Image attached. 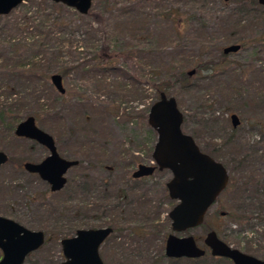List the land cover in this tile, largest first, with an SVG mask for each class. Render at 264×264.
I'll list each match as a JSON object with an SVG mask.
<instances>
[{
    "label": "rangeland",
    "instance_id": "obj_1",
    "mask_svg": "<svg viewBox=\"0 0 264 264\" xmlns=\"http://www.w3.org/2000/svg\"><path fill=\"white\" fill-rule=\"evenodd\" d=\"M37 3L22 2L10 19ZM92 8L117 29L98 66L89 60L108 45L101 33L87 37L74 30L34 41L39 55L56 49L62 64L73 66L62 79L63 94L49 79L38 82L43 110L31 105L35 124L53 137L59 155L79 162L65 173L64 189L51 194L19 166L40 161L48 153L44 147L0 130V150L8 157L0 166V215L45 234L23 264H57L63 259L61 238L78 228L107 225L113 232L98 249L103 264H192L163 254L165 236L172 232L167 213L176 203L164 186L169 171L130 177L137 164H154L156 135L146 114L157 99L151 84L165 80L170 83L165 95L182 113L181 130L228 173L226 188L202 224L180 235L193 236L203 247L205 233L214 230L227 245L264 260V11L238 13L235 0H94ZM233 43L240 48L221 59L222 48ZM206 61L213 69L195 74L196 64ZM88 62L93 65L86 67ZM104 65L124 76L101 73ZM180 70H193L184 84ZM230 114L237 117L235 127ZM85 178L102 184L107 199H100L99 189L71 190Z\"/></svg>",
    "mask_w": 264,
    "mask_h": 264
},
{
    "label": "water",
    "instance_id": "obj_2",
    "mask_svg": "<svg viewBox=\"0 0 264 264\" xmlns=\"http://www.w3.org/2000/svg\"><path fill=\"white\" fill-rule=\"evenodd\" d=\"M24 1L27 0H0V16L8 14ZM50 1L73 8L84 15L92 0ZM256 1L264 7V0ZM237 49L238 44H230L222 48V53L228 54ZM192 72L193 70L188 71L187 75ZM49 80L59 94L64 93L58 74L50 75ZM229 119L231 126L235 127L238 123L236 115L230 114ZM146 122L156 135L151 151L154 164L139 163L130 176L133 179L149 176L155 169H165L170 173L165 189L168 198L176 203L167 213L172 232L164 239V256L171 259H192L201 257L208 251L210 256L228 259L231 264H264L261 259L227 245L214 230L205 233L203 247L197 245L193 236L180 235L202 224L208 208L226 186L227 170L220 162L202 152L193 138L181 130L182 113L173 97L160 92L148 107ZM13 134L29 139L47 150V155L40 161L23 162L22 168L27 173L37 175L48 185L51 192L59 191L65 183L66 171L75 166L77 160L61 157L53 137L40 129L32 116L17 122ZM6 160V153L0 150V166ZM110 232V227L76 229L72 236L59 240L63 259L57 264H103L98 249ZM43 242L42 231L31 230L0 215V264H23L25 257L38 249Z\"/></svg>",
    "mask_w": 264,
    "mask_h": 264
},
{
    "label": "trees",
    "instance_id": "obj_3",
    "mask_svg": "<svg viewBox=\"0 0 264 264\" xmlns=\"http://www.w3.org/2000/svg\"><path fill=\"white\" fill-rule=\"evenodd\" d=\"M28 1L31 2L33 0H27V2ZM36 1L38 2V7L23 11L18 19H10L11 12L0 16V130L8 134L13 133L16 123L27 116H32L35 121L37 118V113L34 111V107L31 106L32 104L37 106L39 104V109L43 110L44 105L39 103L42 99L40 97L41 95H39L40 86L37 85L38 82L47 81L52 74H58L62 81V79L67 77L68 73L73 68V66L62 64L61 56L58 54L56 49H53L52 51L51 48H48V51H42V55H39L37 51H34V49L38 47L34 41L38 40L39 38H41V40L44 38L50 39L55 35L61 36L67 32L72 33L74 30L87 37L101 33L108 45H102V47L99 48V55L97 54V50L93 51L89 60L94 61L93 64L98 66L101 64L98 63L99 56H107L106 51H108L109 48L107 46H109L110 40H114L116 37L114 35H117L115 34L117 29L114 30L113 23H111L109 26V23L103 19L102 13L93 10L92 3L94 0L91 1L90 8L84 15H81L75 11L73 12L68 7L59 3L51 2L49 0ZM103 1L105 2L107 0ZM235 2L239 8L238 13L241 12L243 14H247V12L252 11L259 12V14H261L264 11V7L259 5L256 0H235ZM43 6L45 8H43ZM106 11H109V9H106ZM93 24H96L97 27H95ZM123 31L125 32V30ZM27 34L32 36H26ZM233 44H238L240 48V43ZM226 55L227 54H223L221 50V59H225ZM114 56L115 54L113 57ZM93 64L88 62L86 67H90ZM213 65L214 63L210 61L198 63L195 66V74L201 70H211L213 69ZM133 67L134 65L130 63L131 70ZM100 70L101 73L111 72L121 75L118 68L109 65L101 66ZM186 71L188 70H180L178 74L179 82L185 83L187 79L191 77L187 75ZM33 82L37 83L34 84ZM151 85L154 90V94L156 97H158L160 92H166V89L170 86V83L165 80L159 83H152ZM33 113H36V117L33 115ZM149 130L154 132L151 128H149ZM206 154L213 158L212 154ZM7 161L8 157L6 162ZM78 163L79 162L77 160V164L75 166H77ZM19 166L22 168V163L19 164ZM65 186L66 183L59 191L51 192L49 189L48 191L51 194H59ZM74 188L76 191L78 190V192L81 193L89 191L92 192L94 189H99L98 193H100V199H107L105 193L103 192L104 190H102V184H94V182H89V180L86 178L81 179L80 181H75L71 190L73 191ZM233 217L241 221L246 219V217L243 215H235ZM103 227H110L111 233L113 232V227L110 225ZM207 253L208 251H205L204 255L198 258H170V260H173L174 262L184 260L191 262L192 264L198 261L211 260L221 262L226 261L227 263L231 264V262L227 259L212 257L209 255V253L208 255L210 257H207ZM261 260L264 261L263 259Z\"/></svg>",
    "mask_w": 264,
    "mask_h": 264
},
{
    "label": "flooded vegetation",
    "instance_id": "obj_4",
    "mask_svg": "<svg viewBox=\"0 0 264 264\" xmlns=\"http://www.w3.org/2000/svg\"><path fill=\"white\" fill-rule=\"evenodd\" d=\"M34 143H35V142H34ZM36 144H37V143H36ZM55 146H56V145H55ZM42 147H43V146H42ZM44 157H45V156H44ZM61 157H62V156H61ZM63 158H64V157H63ZM68 170H69V169H68ZM66 172H67V171H66ZM153 172H154V171H153ZM30 174H32V173H30ZM227 174H228V173H227ZM32 175H35V174H32ZM35 176H37V175H35ZM144 177H145V176H144ZM131 178H132V177H131ZM140 178H141V177H140ZM65 179H66V176H65ZM132 179H133V178H132ZM135 179H138V178H135ZM44 183H45V182H44ZM65 183H66V180H65ZM65 183H64V185H65ZM227 183H228V180H227ZM227 183H226V186H227ZM46 185H47V184H46ZM64 185H63V186H64ZM47 186H48V185H47ZM164 186H165V183H164ZM226 186L224 187V189L226 188ZM48 189H49V187H48ZM224 189H223L222 191H224ZM222 191H221V192H222ZM221 192H220V193H221ZM1 216H2V215H1ZM4 217H5V216H4ZM12 220H13V219H12ZM100 228H101V227H100ZM110 234H111V232H110ZM110 234H109V235H110ZM109 235H108V236H109ZM108 236H107V237H108ZM107 237H106V238H107ZM165 237H166V236H165ZM106 238H105V239H106ZM103 242H104V241H103ZM229 246H230V245H229ZM230 247H231V246H230ZM232 248H234V247H232ZM239 251H240V250H239ZM243 253H244V252H243ZM28 255H29V254H28ZM0 257H1V252H0ZM227 260H228V259H227ZM228 261H230V260H228Z\"/></svg>",
    "mask_w": 264,
    "mask_h": 264
}]
</instances>
